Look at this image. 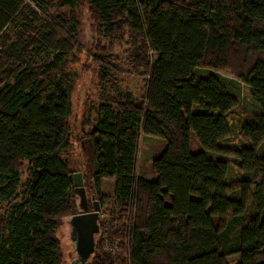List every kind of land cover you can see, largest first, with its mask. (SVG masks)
I'll use <instances>...</instances> for the list:
<instances>
[{
    "label": "trees",
    "instance_id": "obj_1",
    "mask_svg": "<svg viewBox=\"0 0 264 264\" xmlns=\"http://www.w3.org/2000/svg\"><path fill=\"white\" fill-rule=\"evenodd\" d=\"M77 1L57 8L73 11ZM85 1L100 33L139 42L150 79L145 100L102 103L87 134L99 203L108 200L103 180L114 178L122 214L101 225L89 264H229L232 257V264H264V0ZM30 2L54 8L51 0ZM53 19L38 27L27 0H0V208L24 192L0 219V264H61L57 231L76 215L65 63L79 22L61 13ZM20 24L12 43L5 33ZM49 51L53 60L41 65ZM150 51L153 63L143 59ZM223 70L249 87L261 112L243 122L238 145L228 139V116L239 100L217 76ZM100 81H111L104 66ZM142 133L163 142L152 164L157 182L136 174ZM117 241L118 252H107Z\"/></svg>",
    "mask_w": 264,
    "mask_h": 264
},
{
    "label": "rangeland",
    "instance_id": "obj_2",
    "mask_svg": "<svg viewBox=\"0 0 264 264\" xmlns=\"http://www.w3.org/2000/svg\"><path fill=\"white\" fill-rule=\"evenodd\" d=\"M60 1L61 0H51L54 8L51 9L52 12L46 13L41 8L37 7L35 3L27 0L31 7L39 14L38 27L44 24V19L53 22V17H56L60 13L64 14L65 17L75 18L79 22L78 32L74 39L77 48L68 56L65 63L66 73L70 76L73 87V113L69 120L73 144L66 157L70 162L73 174L80 173L82 175L89 207L92 211L93 202H99V199L95 193L93 184V175L95 174L96 168L93 146L87 134L97 124L99 107L102 103L117 100L125 96H130L134 101H143L148 94L150 79L141 66L142 60H138L139 53L136 55L137 53L135 52V49L138 48V41L136 45H134L126 38L121 43H114L112 39L107 38L105 34L98 31L90 11V6L85 0H78L77 6L73 11L68 9L59 10L57 6ZM30 19L32 21L33 18ZM54 24L57 28L62 30V26L55 22ZM21 26L22 24L15 29L10 27L6 31L5 36L9 37L12 43L17 41L18 33L24 31ZM16 29H18V31ZM54 56L55 53L49 51L40 64L51 62ZM143 59L153 63L156 61V56L151 51L145 52ZM136 60H138V62ZM108 62L111 64H108ZM102 66L110 70L111 81H109V83L102 84L100 81ZM217 76L226 82L230 92L239 100L238 105L228 116L232 129L228 139L238 145L245 141L241 134L243 122L252 116L260 115V108L253 101L249 87L240 82L232 71L223 70L217 72ZM162 150L163 142L158 137H153L146 133L141 134L137 155V177L154 182L159 181L158 176L153 171L152 164ZM223 158L233 160L234 156L233 154H225ZM26 178L27 176L24 175L22 178L23 183L26 182ZM236 178V172L230 167L228 180L233 181ZM22 190L23 189L18 193L17 199L12 203H5L0 208V219L4 215L8 216V214H10L12 206L23 203L24 192ZM102 194H104L108 200L105 204L101 205L100 233L97 236V242L102 238V236H100L102 224L111 227V225L114 224V219H116L117 224L122 218V214L114 201V178H105L103 180ZM75 213H79L78 198L76 200ZM69 218L62 219L57 231V237L61 242V264H73L74 260L77 259L75 245L71 239V227L68 223ZM119 244L120 242L117 241L115 245L108 246L106 251L118 252ZM92 258L87 264L92 261ZM235 260L236 258L232 257L228 262L232 264Z\"/></svg>",
    "mask_w": 264,
    "mask_h": 264
},
{
    "label": "water",
    "instance_id": "obj_3",
    "mask_svg": "<svg viewBox=\"0 0 264 264\" xmlns=\"http://www.w3.org/2000/svg\"><path fill=\"white\" fill-rule=\"evenodd\" d=\"M71 180L75 186L79 210V213L71 216L68 220L71 227V239L77 253V259L74 260L73 264H87L94 256L97 247V236L100 233L101 205L98 201H94L93 210L91 211L80 173L73 174Z\"/></svg>",
    "mask_w": 264,
    "mask_h": 264
}]
</instances>
